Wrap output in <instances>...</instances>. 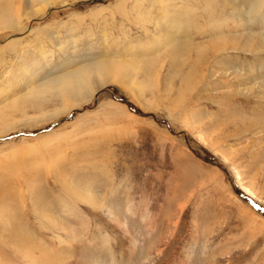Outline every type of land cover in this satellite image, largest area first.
<instances>
[{
  "label": "rangeland",
  "instance_id": "1",
  "mask_svg": "<svg viewBox=\"0 0 264 264\" xmlns=\"http://www.w3.org/2000/svg\"><path fill=\"white\" fill-rule=\"evenodd\" d=\"M208 1L0 0V264H264V0Z\"/></svg>",
  "mask_w": 264,
  "mask_h": 264
},
{
  "label": "bare ground",
  "instance_id": "2",
  "mask_svg": "<svg viewBox=\"0 0 264 264\" xmlns=\"http://www.w3.org/2000/svg\"><path fill=\"white\" fill-rule=\"evenodd\" d=\"M164 2V4H166L165 6V9L163 8V10L165 12H168L170 11L172 8H175V4H173V0H162ZM208 1V0H206ZM168 2H171V3H168ZM210 2V1H208ZM207 5V4H206ZM204 5V6H206ZM151 6H154V1H152L151 3ZM182 9V8H181ZM186 10V9H185ZM172 11V10H171ZM170 13V12H169ZM166 18V17H165ZM168 18V17H167ZM174 18H170V21L173 20ZM165 20V19H164ZM167 20V19H166ZM174 21V20H173ZM172 21V24L176 25L175 22ZM159 23V22H158ZM163 23V22H162ZM166 24V23H165ZM169 24V23H168ZM178 24V23H177ZM182 24V23H180ZM166 26V25H165ZM170 26V25H169ZM176 27V26H175ZM168 28V27H167ZM169 29V28H168ZM106 60V59H105ZM103 62V61H102ZM102 62L101 63H94L92 65H90V69H92V72L96 73V75H98L99 79L102 80L103 79V67L104 65H102ZM65 80H53L52 82L54 83H59V82H63ZM83 84L84 85V81L83 79L81 78V76L79 74H77V72H73L71 74V76L69 77L68 80H66L64 82L63 85H61V88H65V91L67 92H72L73 94H70V95H80L81 94V91L82 90H85V91H88V86L86 85L85 87L83 88H80V85ZM94 92V91H93ZM90 93V92H89ZM73 97V96H72ZM76 97V96H75Z\"/></svg>",
  "mask_w": 264,
  "mask_h": 264
}]
</instances>
